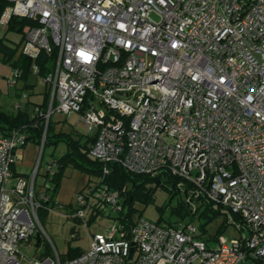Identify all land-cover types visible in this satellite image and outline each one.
Segmentation results:
<instances>
[{
    "label": "built area",
    "instance_id": "1",
    "mask_svg": "<svg viewBox=\"0 0 264 264\" xmlns=\"http://www.w3.org/2000/svg\"><path fill=\"white\" fill-rule=\"evenodd\" d=\"M9 1L11 14L36 22L21 50L56 57L43 76L31 65L48 98L33 105L32 125L44 123L30 176L12 172L27 126L0 133V264H20L18 242L39 232L38 210L58 204L50 181L35 189L53 112L78 115L91 133L88 154L101 162L66 216L87 223L108 206L114 222L76 256L53 250L29 264H264V0ZM20 76L13 68L8 86ZM112 163L179 177L189 199L235 215L244 232L210 240L197 222L141 216L127 226L123 195L103 182ZM55 170L50 158L45 173Z\"/></svg>",
    "mask_w": 264,
    "mask_h": 264
},
{
    "label": "rangeland",
    "instance_id": "2",
    "mask_svg": "<svg viewBox=\"0 0 264 264\" xmlns=\"http://www.w3.org/2000/svg\"><path fill=\"white\" fill-rule=\"evenodd\" d=\"M12 6L7 4L3 10L0 17V38L4 37V42L7 44H16L21 40V34L13 31H7V20L11 14ZM22 43L20 44V48ZM25 50L30 51L32 55L36 54V50L29 44L25 45ZM1 56V55H0ZM13 74V68L8 64L0 60V103L5 102L7 104H16L17 100L14 102L12 98L9 97V92L14 93V86H8L7 78L11 77ZM21 78L18 79V81ZM35 90L42 89L41 82L35 81ZM40 97H33L37 100ZM14 102V103H13ZM12 108V105H10ZM9 108V107H8ZM78 115L76 113H71L68 116L63 115L59 112H53L50 116L51 124L55 131L72 132L73 128L77 131L87 134V127L81 123H76ZM40 144L33 142H27L23 148L19 149L20 159L16 160L12 170L14 168L15 172L26 174L25 176H30L33 173V169L40 157ZM66 150V145L61 142L56 147L52 145H46L43 151L42 159L40 162L39 170L35 179V189L36 191L40 186L47 181L44 177L46 170V162L50 158H58ZM24 176V175H23ZM13 178L6 183L7 186L13 184ZM46 182L45 184H48ZM94 184V178H90L86 173L82 172L79 167L73 164H68L62 171L60 177L59 188L56 192V200L59 202L57 206L50 210L40 209L37 212L38 221L40 225L37 226V230L42 235V239L39 244H36V237L33 235L28 240H21L18 242V249L22 256L20 264H29V260L38 259L40 256L54 257L55 250L60 257L69 253L70 250L81 249L85 250L89 247L91 236L95 233H103L106 226L114 222L110 208L107 206L104 209V213H99L93 217L88 223L83 221H78L73 216H66L69 212L68 205L74 201V195L78 191H87L89 187ZM165 185H158L153 190L152 199L147 203L136 199L132 206L134 208V213L136 214L134 218L139 216L156 221L160 215H162L163 220L174 219L170 215V208L177 203V199L180 194L173 195L170 197V189L172 185L170 183H163ZM153 185V184H152ZM165 205V209L160 214L158 207ZM125 208V207H124ZM125 210V209H124ZM90 217V218H91ZM223 215L213 219L207 225V232L204 233L205 237H209L210 233L221 225L223 221ZM225 230L223 234L231 239L233 237H238L243 233L239 230L233 222L232 215L227 216V223H224ZM49 245V249L46 247ZM42 256V257H43Z\"/></svg>",
    "mask_w": 264,
    "mask_h": 264
},
{
    "label": "trees",
    "instance_id": "3",
    "mask_svg": "<svg viewBox=\"0 0 264 264\" xmlns=\"http://www.w3.org/2000/svg\"><path fill=\"white\" fill-rule=\"evenodd\" d=\"M7 4H10L9 0H0V17ZM34 25H36V22L32 19L10 15L7 20L6 30L20 33L22 35L21 40L16 45L12 46L4 42V37L0 38V60L12 68H19L21 70L20 78L23 80L28 79L30 76L32 63H36L39 66V75L43 76L47 73L49 66L56 57L55 53L47 54L41 50L35 58H32L29 54L24 53L20 49V44L23 41L24 34L29 27ZM27 95L29 96L28 93ZM28 96L27 98L17 101L16 103H20V105L15 107L14 104L12 110L5 109L0 103V133L6 135L12 128L26 125L28 142L40 144L44 120H40V123L37 126L32 125L34 122L31 118L33 106L29 108L30 102H28ZM47 98L48 94L45 91L43 94V100L40 103L42 108L46 107ZM23 102H25L24 105H22ZM35 104L37 103L32 105ZM77 135L78 134L75 132H63L61 130L55 131L53 125L51 124V120L48 121L41 159L46 145L56 147L61 142L66 145L65 152L55 159L56 170L53 176H49L46 173L44 174L46 180L50 181L52 184L49 193L50 202L53 205L56 192L59 188L62 171L68 164H73L76 167H79L80 170L86 173L90 178H94V181H97L101 175V162L92 158L88 154V144L92 142V138H87L82 142L81 138ZM180 180L181 179L179 177L172 176L170 174H158L151 176L149 174L130 173L118 164L114 163L109 164V172L103 178V182L106 183L108 187L119 190V192L123 195V206L125 207L124 214L127 226L135 219L134 217L136 214L134 213L135 210L132 206L133 202L136 199H139L147 203L152 199L155 187L158 185H165L163 183H170L172 185V189L169 190L170 197L177 194H180V197L177 199V203L170 208V215L174 217V219L172 220L168 218L164 221L170 224H181L194 221L197 222L202 233H206L208 223L220 215H223L224 219L221 225L218 226L213 233L209 234L208 239H215L218 235L223 234L225 230L224 226H226L224 223H227L228 213L221 211L219 208L212 207L211 204L203 205L196 201L195 198L189 199L186 190H179L177 184ZM165 208V205L158 207L160 214ZM232 217L236 219L235 215H232ZM92 218L93 217L89 218L87 222L89 223ZM157 220H163L162 215H160ZM34 236L36 237V244H39L42 239L39 232H36ZM46 245V249L48 250L49 245ZM81 252V249L70 250L69 253L65 254L61 258H71Z\"/></svg>",
    "mask_w": 264,
    "mask_h": 264
},
{
    "label": "crops",
    "instance_id": "4",
    "mask_svg": "<svg viewBox=\"0 0 264 264\" xmlns=\"http://www.w3.org/2000/svg\"><path fill=\"white\" fill-rule=\"evenodd\" d=\"M10 16V15H9ZM20 41V40H19ZM18 43V42H17ZM16 43V44H17ZM16 44H9V45H12V46H14V45H16ZM21 48H22V46H21ZM20 48V49H21ZM25 53V52H24ZM27 54V53H26ZM30 55V54H29ZM32 58H35L34 56H32V55H30ZM33 78H35V81H38V82H41V80H40V78L39 77H37V76H35V75H33V74H30V76L28 77V79H26V80H23L22 78H21V80H19V81H17V83H16V85L14 86V93L12 94L11 92H9V97L10 98H12V100L14 101H16L17 99V101H19V98H20V93H21V91H26L28 94H29V96H28V102H30L29 103V108H31L33 105L32 104H34V103H40V102H42V100H43V94H44V86H42V89H40V90H35L34 89V87H35V82H34V80H33ZM42 83V82H41ZM43 84V83H42ZM33 97H40L39 99H37V100H35V99H33ZM14 101V102H15ZM13 102V103H14ZM24 103L25 102H23V104L22 105H24ZM5 109H11L12 110V108H13V105L14 104H10V105H12V108H11V106L9 105V104H7V103H5V102H2V104H1ZM9 107V108H8ZM72 132H75L76 134H78L77 136H79L80 138H81V141L83 142L84 140H86L87 138H91V133H89L88 131H87V134L85 135V134H83V133H81V132H79V131H77L75 128H73V130H72ZM23 148V147H22ZM19 151V150H18ZM17 151V154L19 155V157L21 158V156H20V154H19V152ZM19 158V159H20ZM13 174L16 176V175H21V176H25L26 174H21V173H17V172H15V170H14V168H13ZM56 199V198H55ZM59 203V202H58Z\"/></svg>",
    "mask_w": 264,
    "mask_h": 264
},
{
    "label": "water",
    "instance_id": "5",
    "mask_svg": "<svg viewBox=\"0 0 264 264\" xmlns=\"http://www.w3.org/2000/svg\"><path fill=\"white\" fill-rule=\"evenodd\" d=\"M10 15H14V14H10ZM244 246V242H242V247Z\"/></svg>",
    "mask_w": 264,
    "mask_h": 264
}]
</instances>
